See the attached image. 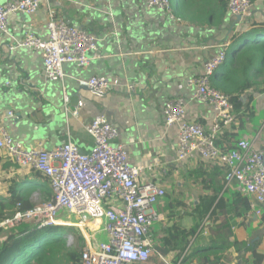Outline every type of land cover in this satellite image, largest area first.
<instances>
[{
	"label": "crops",
	"instance_id": "1",
	"mask_svg": "<svg viewBox=\"0 0 264 264\" xmlns=\"http://www.w3.org/2000/svg\"><path fill=\"white\" fill-rule=\"evenodd\" d=\"M9 1L0 0V4ZM188 4L190 8L191 4ZM50 5L58 19L95 35L98 38V50L90 66L67 64L64 66L66 78L63 82H47L43 77L41 55L34 50L21 48L19 44L28 31L43 39L48 38V7L42 5L34 16L9 17V34H0L1 81L13 87L23 70L29 72L35 83L50 93L43 102L30 98L31 104L24 108L16 109L0 103L1 117L9 112L14 114L13 118L3 122L13 139L26 148L46 150L71 140L82 153H89L95 141L87 133L86 126L98 115H105L119 130V142L126 146L130 163L143 168L141 182H158L155 173L149 170L154 165L162 174L169 193L157 205L161 220L153 229L155 251L146 263L141 264H199L197 255L189 260L187 255L209 247V221L205 220L190 239L189 254L181 256L178 244L184 241L183 232L189 234L197 227L198 221L193 213L198 212L199 204L206 197H212L220 186L223 187L219 191L218 201L221 198L225 200V209L220 214L219 223L229 220L231 244L235 241L247 242L248 245L258 243V252L264 257V204L261 206V215L250 209L246 214L237 216L241 212L236 199L239 193L227 184L226 179L221 181L219 178L220 183L216 188L213 187L212 163L201 160L178 161L179 130L177 126L167 127L163 114L169 101L182 99L188 121L202 124L207 131L212 129L216 113L208 105L196 101L195 91L188 81L204 74L206 65L217 53L211 47L227 41L234 32L242 31L252 24L264 26V0L256 1L250 14L242 21H238L228 11L221 15V9L214 8L215 17H205L203 23H194L180 16L179 19H171L167 13L149 8L145 0H50ZM116 22L123 27L128 26L125 31H131L134 25L138 27L137 23L141 24L144 31L147 29L158 38L155 41L135 42L131 47V42L124 44L117 34L109 31L113 29L112 23ZM118 39L120 43L115 42ZM120 66L124 67V72L118 71ZM104 73L108 75H102ZM94 76H107L118 80L120 84L112 87L104 96L97 97L83 85L84 81ZM127 83L134 85L133 93L126 89ZM64 93L69 98L68 103L65 102ZM79 100L85 106L80 119H76L69 112ZM241 101L243 109L235 111V123L218 133L220 145L217 146L222 151L234 149L241 140H248L255 149L264 147V93H256L254 89L251 93L248 90L241 94ZM16 113L20 114V118L16 117ZM3 162L0 161V172L9 165ZM19 166L17 174L23 178L26 167ZM36 185L37 190L31 196V201L37 205L35 198L38 196V201L45 203L47 195L52 192L51 183L47 188L40 183ZM246 197L250 204L254 201L253 197ZM169 211L174 213V219L167 221ZM72 217L76 220L59 221L60 225L78 228L85 238L84 248L97 249L101 242L108 240L102 221ZM164 230L169 233L171 240H167L165 247ZM251 259L248 255L243 260L242 253L232 246L222 262L248 264Z\"/></svg>",
	"mask_w": 264,
	"mask_h": 264
},
{
	"label": "built area",
	"instance_id": "2",
	"mask_svg": "<svg viewBox=\"0 0 264 264\" xmlns=\"http://www.w3.org/2000/svg\"><path fill=\"white\" fill-rule=\"evenodd\" d=\"M145 3L173 19L170 0H145ZM42 4L49 10L48 38L43 39L28 31L19 47L41 55L43 77L47 82H63L66 78L65 65L90 66L98 50V38L58 19L50 0H10L0 4V34H9L10 16H34ZM251 8L250 0L228 1V10L235 17L248 16ZM234 41L229 38L211 47L217 53L206 65L204 74L188 81L195 91L196 101L208 105L216 113L212 129L207 131L202 124L188 121L182 99L171 100L165 105L164 121L167 127H178V161L201 160L227 168V184L238 193L253 197L250 209L261 215L264 204V147L255 149L248 140H241L234 149L222 151L216 142L219 131L230 128L236 121L230 97L212 84L215 70L225 62L226 51ZM118 84V80L107 76H94L83 82L97 97L104 96ZM126 89L133 93L134 85L127 83ZM64 95L68 103L69 98L66 93ZM84 106V102L79 100L69 113L80 119ZM13 115L9 112L4 117L0 116V149L22 167H31L49 178L53 199L37 204L27 212H17L3 221L0 229L31 223L39 229L57 226L60 225V213L67 211L82 220L102 221L108 236V240L101 242L97 249H81V264L146 263L156 248L153 229L161 220L157 205L169 194L157 167L152 165L149 170L155 173L158 182L142 183L140 176L143 168L130 163L126 146L119 142V130L105 115H98L86 126L87 133L95 141L89 153H82L71 140L52 150L24 147L3 125L4 120L13 118ZM73 241L74 238L68 236L69 245Z\"/></svg>",
	"mask_w": 264,
	"mask_h": 264
},
{
	"label": "trees",
	"instance_id": "3",
	"mask_svg": "<svg viewBox=\"0 0 264 264\" xmlns=\"http://www.w3.org/2000/svg\"><path fill=\"white\" fill-rule=\"evenodd\" d=\"M170 1L174 17L180 16L194 23H203L205 17H215L214 8H220V14L223 15L228 10L229 0ZM250 1L255 3L258 0ZM188 3L191 4L190 8ZM204 23L207 22L204 21ZM236 45H238L237 48H235ZM212 84L230 97L236 112L243 109L242 93L250 89H254L259 94L264 93V26L257 23L252 24L250 31H241L238 34L233 46L226 51L225 62L215 70ZM217 145H220V141H217ZM3 152L0 150V161L8 162L9 165L0 172V224L17 212H27L33 209L35 204L32 203L31 196L37 190L36 184L40 183L45 188L50 184V180L45 175L29 167L26 168L25 177L21 178L20 174H17L20 166L9 154ZM213 168V187L216 188L220 180H225L227 168L219 165H214ZM222 187L216 188L214 195L206 197L205 201L199 204L198 212L193 213L198 221L197 227L189 234L183 232L184 241L178 244L181 256L184 253L186 255L190 253L188 250L190 239L207 220L210 222L207 235L210 245L198 253L195 250L191 252L187 255L188 260L197 255L199 264H223V258H226L228 250L235 246L236 251L242 253L243 260L248 255L251 256V262L249 261L248 264H263L264 257L258 252V243L248 245L247 242L235 241L231 244L232 232L229 220L226 219L219 223L220 214L225 209V200L221 198L218 201ZM48 195L46 202H50L53 198L52 192ZM236 199L241 207V212L237 216H242L250 210V202L240 193ZM173 215L174 213L169 211L167 221L174 219ZM162 235L163 247H165L167 240L171 241L170 235L165 233V230ZM68 236L75 239V244L69 245ZM84 242L85 238L81 231L73 226L57 225L39 229L30 224H21L8 230L6 235L0 239V264H60L62 262L81 264V249ZM162 252L164 253V250Z\"/></svg>",
	"mask_w": 264,
	"mask_h": 264
},
{
	"label": "water",
	"instance_id": "4",
	"mask_svg": "<svg viewBox=\"0 0 264 264\" xmlns=\"http://www.w3.org/2000/svg\"><path fill=\"white\" fill-rule=\"evenodd\" d=\"M121 12V10H120ZM238 21H242L244 18L242 16L237 17ZM120 20V19H119ZM122 21V20H120ZM138 27L134 25L133 29L126 30L125 26L121 23H112L111 27L113 29H109L110 32H113L112 34H117L119 36V39L123 41L124 44L131 42V47L135 45V42L140 43L142 40H152L155 41L156 37L153 33L149 32L147 29L144 31V27L141 24H138ZM119 39L115 42H119ZM130 39L131 41H129ZM114 40V39H113ZM134 49V48H129ZM140 68V67H138ZM133 69V67H132ZM124 67L120 66L119 72H124ZM102 75H108V74H102ZM251 93L253 92V89L249 90ZM49 91L47 89H43V87H40L38 84L35 83L33 78L31 77L29 72H24L23 70L20 71V74L18 76V79L11 87V84H5L1 81L0 76V103H3L6 106H13L16 109L17 108H24L27 105H30V98H35L40 102L46 101L47 96L49 95ZM56 97V96H55ZM16 117L20 118V114L16 113Z\"/></svg>",
	"mask_w": 264,
	"mask_h": 264
},
{
	"label": "rangeland",
	"instance_id": "5",
	"mask_svg": "<svg viewBox=\"0 0 264 264\" xmlns=\"http://www.w3.org/2000/svg\"><path fill=\"white\" fill-rule=\"evenodd\" d=\"M178 2H179V0H178ZM178 2H177V3H178ZM156 47H157V45H156ZM237 47H238V45L235 46V48H237ZM35 200H36L37 204H41V203L38 201V200H39V197H38V196L35 198ZM58 219H59L60 222H65L66 220L72 222V221L76 220V219H74V217H72V215H71L69 212H67V211H62V212L60 213ZM33 225H34L33 223L30 224V226H33ZM61 226H63V224H61ZM64 226H69V225H64ZM8 230H11V228H8V229H6V228H1V229H0V239H1L4 235H6V233L8 232ZM74 242H75V239H74V241H73L70 245L75 244ZM60 264H66V263H65V262H62V263H60Z\"/></svg>",
	"mask_w": 264,
	"mask_h": 264
},
{
	"label": "clouds",
	"instance_id": "6",
	"mask_svg": "<svg viewBox=\"0 0 264 264\" xmlns=\"http://www.w3.org/2000/svg\"><path fill=\"white\" fill-rule=\"evenodd\" d=\"M251 3H252V2H251ZM253 4H254V3H252V7H253ZM42 5H44V4H42ZM42 5H41V6H42ZM227 8H228V5H227ZM39 9H40V8H39ZM251 9H252V8H251ZM227 11L229 12V10H227ZM229 13H230V12H229ZM172 14H173V12H172ZM249 14H250V13H249ZM236 17H238V16H236ZM242 17L244 18V17H246V16H242ZM174 18H175V17H174V15H173V19H174ZM250 29H251V26H248L247 28H244L242 31H244V32H248V31H250ZM240 32H241V31L234 32V34H233L232 37H230V38H233V39L236 41V39H237V37H238V34H240ZM235 33H236V34H235ZM234 35H235V36H234ZM235 41H234V43H235ZM234 43H233V44H234ZM232 46H233V45H232ZM232 46H231V47H232Z\"/></svg>",
	"mask_w": 264,
	"mask_h": 264
}]
</instances>
